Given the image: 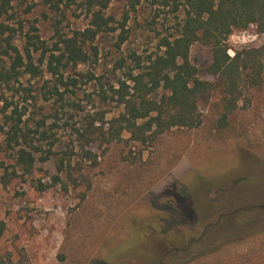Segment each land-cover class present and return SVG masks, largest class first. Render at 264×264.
I'll list each match as a JSON object with an SVG mask.
<instances>
[{"label":"rangeland","instance_id":"374dc122","mask_svg":"<svg viewBox=\"0 0 264 264\" xmlns=\"http://www.w3.org/2000/svg\"><path fill=\"white\" fill-rule=\"evenodd\" d=\"M161 2L110 0L103 13L112 30L94 41L97 56L61 79L74 86H59L44 65L38 76L21 69L17 82H0V257L10 264H264V77L257 88L240 84L225 122L215 89L198 105L197 128H172L145 145L128 134L96 136L122 112L110 88L177 34L185 10ZM53 3L11 2L0 17L9 28L0 32V69L10 65L8 46L23 54L38 39V65L57 35L87 27L85 0ZM226 45L232 58L229 50L263 46L264 34L252 25ZM189 59L204 71L210 50L196 43ZM201 79L215 84L205 72ZM54 87L62 99L45 101ZM20 149L34 158L28 174Z\"/></svg>","mask_w":264,"mask_h":264},{"label":"trees","instance_id":"16d2710c","mask_svg":"<svg viewBox=\"0 0 264 264\" xmlns=\"http://www.w3.org/2000/svg\"><path fill=\"white\" fill-rule=\"evenodd\" d=\"M12 1L0 0V17L8 14ZM43 1L53 3V0ZM109 1L85 0L86 11L91 17L87 27L73 31L69 36L57 35L55 47L47 55L44 51L41 53L38 65L32 58V53L38 50V39L27 41L23 54L16 47L8 46L12 58L7 69H0V82H17L21 69L33 77L38 76L42 73L40 65H44L45 72L59 86H74V79H66L65 82L61 79L67 69L91 63L97 56V50L92 46L94 41L101 33L112 30L109 18H105L103 13ZM161 4L171 6L172 13L179 7L185 10L177 34L162 39L159 45L161 53L149 58L145 67L137 64L136 69L124 73L125 80L118 81L115 90L110 88L112 94L109 98L122 107V112L107 123L106 130H98L96 136L104 138L106 135L113 140L128 134L132 141L145 145L172 128H197L201 124L198 105L215 89L222 97L219 104V122L222 123L237 107L241 83L251 88L262 85L264 45L235 51L230 58L226 53V40L234 31L246 30L252 25L258 33L264 34V0H162ZM4 30L9 28L0 25L1 34ZM124 41L125 38L121 43ZM196 43L207 47L211 53V62L204 71L196 68L189 59L191 47ZM119 69H123V63ZM202 72L211 76L215 84L202 80ZM55 97L62 99L57 87L43 98L48 101ZM40 123H37V129L44 124ZM15 136L16 132L10 139ZM89 142L86 141L87 144ZM89 155L86 152V158ZM16 161L26 174L31 172L34 158L29 152L18 150ZM0 264L10 263L0 257Z\"/></svg>","mask_w":264,"mask_h":264},{"label":"built area","instance_id":"2783aa9c","mask_svg":"<svg viewBox=\"0 0 264 264\" xmlns=\"http://www.w3.org/2000/svg\"><path fill=\"white\" fill-rule=\"evenodd\" d=\"M241 36H242V39H243V38H244L243 35H241ZM231 38L234 40V41H233L234 44H238V43H239V39H240V35L232 36ZM256 38H257L256 35L248 36V37H247V41L252 42V41H254ZM228 54H229L231 57L234 55L233 52H232L231 50L228 51Z\"/></svg>","mask_w":264,"mask_h":264}]
</instances>
